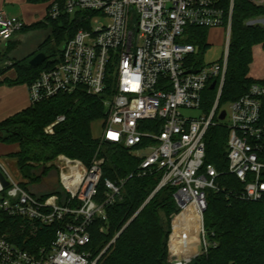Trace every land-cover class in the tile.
<instances>
[{
	"label": "built area",
	"instance_id": "built-area-1",
	"mask_svg": "<svg viewBox=\"0 0 264 264\" xmlns=\"http://www.w3.org/2000/svg\"><path fill=\"white\" fill-rule=\"evenodd\" d=\"M234 4L235 0H65L61 5L52 0L46 21L68 16L76 31L63 43L58 62L28 85L32 106L78 92L97 98L104 116L95 138L125 147L139 160L138 177L161 174L152 196L164 187L175 188L181 213L174 218L169 241L173 264H190L212 246L204 225L208 192H225V187L219 183L223 173L205 161V137L209 128L219 126L215 118L223 112L229 121L225 172L241 186L227 193L250 202L264 199V82L252 84L228 110L219 107ZM25 26L22 19L0 12V57ZM218 27L227 31L224 59L208 65L196 61L201 50L188 41L190 29ZM207 89L216 91L209 114L185 115L184 111L202 108ZM65 120V115L58 116L45 133L54 134ZM56 161L59 192L46 198L25 188L0 162V213L5 215L0 218V264H98L107 250L93 259L87 248L90 228L100 222V232H107L108 208L122 199L125 180L104 179V159L87 166L60 154ZM44 229H53V238L38 244L34 239ZM14 230L25 246L14 241ZM187 246L195 249L190 254L177 249Z\"/></svg>",
	"mask_w": 264,
	"mask_h": 264
},
{
	"label": "trees",
	"instance_id": "trees-1",
	"mask_svg": "<svg viewBox=\"0 0 264 264\" xmlns=\"http://www.w3.org/2000/svg\"><path fill=\"white\" fill-rule=\"evenodd\" d=\"M30 1L47 4L48 10L52 0ZM54 1L61 5L65 2ZM263 15L264 5H258L253 0H235L228 69L219 107L240 98L252 84L264 82V55L254 52L259 46L264 50V26L248 24L250 20H256ZM46 19L47 15L41 22L30 27L25 26L24 30L52 25L54 28L51 33L61 40V49L63 43L73 36L76 27L68 16L50 22ZM190 30L192 36L188 41L198 50L205 51L208 47V29ZM58 60L59 58L49 60L47 56L39 67L16 63L12 66L15 79L0 80V85H29L43 69L54 66ZM207 91L213 95L210 103L212 108L216 92L210 89ZM60 115H65L66 120L55 127L54 134L47 135L45 128ZM103 116L104 109L97 98L83 92L61 95L50 101L31 105L23 112L0 122V142L18 144L19 151L15 153L18 165L24 177L31 183L42 178L41 175L34 174L32 162L47 163L57 155L64 154L90 166L95 157L104 158V179L114 182L124 179L125 183L122 199L108 208L107 232H100V222L90 228L92 240L87 248L92 251L93 259L110 245L98 264H173L169 259L166 227L168 217L179 209L174 199L175 188L164 187L152 196L161 174L155 172L146 177H138L136 170L139 160L125 147L98 141L93 136L92 124ZM227 141L228 129L225 126L209 128L205 137V161L223 173L219 183L225 187V192H208L204 225L212 246L190 264H264V199L250 202L228 195L229 190H239L241 186L234 177L225 172L228 166ZM131 174L134 176L129 178ZM100 191H103L102 187ZM58 192L59 189L41 196L46 198ZM0 218H5V215L0 213ZM14 227L16 226L13 225V229ZM14 231V241L25 246L22 238L18 237L17 230ZM44 233L48 235L42 241L40 238ZM38 237L39 239H34L38 244L49 243L53 238V229L42 230Z\"/></svg>",
	"mask_w": 264,
	"mask_h": 264
},
{
	"label": "rangeland",
	"instance_id": "rangeland-1",
	"mask_svg": "<svg viewBox=\"0 0 264 264\" xmlns=\"http://www.w3.org/2000/svg\"><path fill=\"white\" fill-rule=\"evenodd\" d=\"M258 5H264V0H253ZM23 0H15L9 2V10L7 13L9 15H19L23 16L22 13L27 10V5L31 7L35 6L36 9H30L33 12V15L38 19L43 16L45 13L46 16V8L43 3H34L30 0H26V4L23 5ZM8 3V2H7ZM44 16V17H45ZM249 25H262L264 26V15L256 20H250L248 22ZM54 27L49 25L48 27H32L25 31L18 32L13 40H17L16 48L7 47L5 49V53L0 57V78L4 75L6 79H12L15 77V70L12 69V66L16 63L20 64H30V61L39 53H44L51 59H58L61 56V49L59 47L61 40H59L56 35L51 33V29ZM194 36V34H193ZM48 39V40H47ZM206 43L208 47L205 51H200L196 56V61H201L205 65L213 64L216 62H221L224 59L226 45H227V31L224 27L212 28L207 30ZM260 48H255L254 52H258L264 55V50L262 46ZM228 69V67H227ZM1 80V79H0ZM216 92V91H215ZM213 100V95L207 91L204 96V104L200 110L195 111H184V114L187 116L197 117L201 115H208L211 108L210 103ZM229 102L222 104L220 107L221 110H228ZM216 121L219 122V126H227L229 121L228 119L221 120L219 115L215 118ZM227 128V127H226ZM100 123L99 121H95L92 124V133L93 136L97 137L100 133ZM3 134H5V130H3ZM229 135V131H228ZM19 151L18 144H6L0 142V162L5 163L9 170L14 174L16 179H18L22 185H26L27 188L35 195H40L39 193H45L50 191H56L59 189L58 176H59V168L57 164V156L48 161L47 163H35L32 162L31 165L34 167V174L41 175V179L38 182L31 183L28 179H26L22 173L21 168L18 165V160L16 158V154ZM60 155V154H59ZM104 159L95 157L94 160ZM93 160V161H94ZM38 169V170H37ZM181 210L178 209L177 212L172 213L168 217V225L166 230L167 234V244H169L170 236L173 232L174 228V216L176 218L180 215ZM118 237V236H117ZM113 243V242H112ZM110 246V245H109ZM106 247V249L109 248ZM195 248L190 249L193 251ZM105 250V249H104ZM103 250V251H104ZM190 252V251H189ZM187 252V253H189Z\"/></svg>",
	"mask_w": 264,
	"mask_h": 264
},
{
	"label": "crops",
	"instance_id": "crops-1",
	"mask_svg": "<svg viewBox=\"0 0 264 264\" xmlns=\"http://www.w3.org/2000/svg\"><path fill=\"white\" fill-rule=\"evenodd\" d=\"M10 1H15V0H0V12H3L7 16H10V17H16V18L22 19L25 22L27 27L33 26L41 22L45 18L44 17L45 13H44L43 16L36 19L37 16L35 17L33 15V12L30 11V9H33L34 7H31L30 5L26 4L27 3L26 0H23L22 2L24 3L23 5L25 4L27 5V10L22 13L23 15L22 17L19 15H16V16L9 15L7 11L9 10ZM43 5L47 11V4H43ZM37 7L35 6L34 9H36ZM13 38L7 43V47H14L15 49L18 41L13 40ZM4 75L0 78L2 81L15 79V77L12 79H6L4 78ZM30 106L31 104H30V98H29V89H28L27 84L11 85L9 83H3L0 85V122H4L5 120L23 112ZM50 192H54V191H50ZM46 193H49V192L47 191L45 193L43 192L39 194L43 195Z\"/></svg>",
	"mask_w": 264,
	"mask_h": 264
},
{
	"label": "water",
	"instance_id": "water-1",
	"mask_svg": "<svg viewBox=\"0 0 264 264\" xmlns=\"http://www.w3.org/2000/svg\"><path fill=\"white\" fill-rule=\"evenodd\" d=\"M46 54H44V53H39V54H37L31 61H30V66H32V67H39V66H41L43 63H44V61L46 60ZM211 89H214L215 88V83H213L212 85H211V87H210ZM225 117H226V113L225 112H223L222 114H221V116H220V119L221 120H224L225 119ZM6 183V182H5ZM7 184V183H6Z\"/></svg>",
	"mask_w": 264,
	"mask_h": 264
},
{
	"label": "bare ground",
	"instance_id": "bare-ground-1",
	"mask_svg": "<svg viewBox=\"0 0 264 264\" xmlns=\"http://www.w3.org/2000/svg\"><path fill=\"white\" fill-rule=\"evenodd\" d=\"M174 248L176 249L177 247H172L173 250H174ZM192 248H195V246H187L185 248H177V249H187L186 254H190L189 251H191L190 249H192ZM187 252H189V253H187Z\"/></svg>",
	"mask_w": 264,
	"mask_h": 264
}]
</instances>
